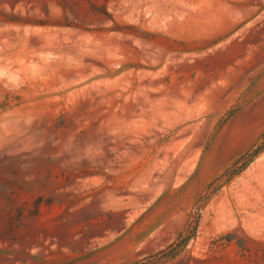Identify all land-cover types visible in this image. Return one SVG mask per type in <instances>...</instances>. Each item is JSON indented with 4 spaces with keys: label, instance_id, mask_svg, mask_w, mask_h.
<instances>
[{
    "label": "rangeland",
    "instance_id": "374dc122",
    "mask_svg": "<svg viewBox=\"0 0 264 264\" xmlns=\"http://www.w3.org/2000/svg\"><path fill=\"white\" fill-rule=\"evenodd\" d=\"M0 264H264V0H0Z\"/></svg>",
    "mask_w": 264,
    "mask_h": 264
}]
</instances>
